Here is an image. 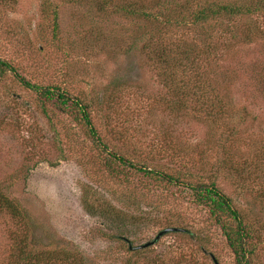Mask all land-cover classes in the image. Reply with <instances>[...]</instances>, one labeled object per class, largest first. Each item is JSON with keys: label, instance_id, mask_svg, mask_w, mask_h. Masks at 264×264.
Segmentation results:
<instances>
[{"label": "rangeland", "instance_id": "rangeland-1", "mask_svg": "<svg viewBox=\"0 0 264 264\" xmlns=\"http://www.w3.org/2000/svg\"><path fill=\"white\" fill-rule=\"evenodd\" d=\"M97 8L0 0V59L13 68L0 70V189L21 211L0 210V264L13 261L20 238L52 255L49 264L78 261L79 252L90 258L86 264H142L150 256L159 264H235L220 225L187 189H168L114 155L182 180L212 178L249 226L254 264H264V96L253 80L264 37L223 39L205 72L232 116L206 124L199 110L196 117L177 110L145 55L130 47L142 40L145 21ZM176 35L199 41L192 30ZM15 73L69 99L41 95ZM77 98L100 107L89 108L99 139L72 103ZM167 227L181 230L139 247Z\"/></svg>", "mask_w": 264, "mask_h": 264}, {"label": "trees", "instance_id": "trees-1", "mask_svg": "<svg viewBox=\"0 0 264 264\" xmlns=\"http://www.w3.org/2000/svg\"><path fill=\"white\" fill-rule=\"evenodd\" d=\"M70 1L73 3L91 2L100 11L113 6L118 15L144 20V26H141L140 29V39L142 38V40L132 43L130 47L137 48L140 54L145 55L157 77L173 94L177 110L181 112V110L187 111L189 108L195 117L199 110V117L206 124H216L219 120L224 121L232 116L228 112L227 102L214 94L213 83L216 79L211 83L205 69L208 68V63L212 62L211 58L217 55L220 50L222 51L223 39L226 36L235 39L241 38L242 42L247 43L264 37V23L255 22L257 17L264 18V0H121L117 3L114 0ZM53 17L54 29L57 30L55 23L57 13L55 11ZM237 18L241 20L236 21ZM146 27H149L150 30H147ZM179 29L192 30L197 36L196 40L199 41L189 40L184 35H176ZM216 61L217 58L214 59V62ZM253 65L256 66L253 78L254 89L261 91L264 96L262 93L264 92V58ZM6 69L12 70L13 68L6 61L0 59V70L4 72ZM15 74L18 76L17 73ZM186 76L188 78H185ZM190 76L192 77L190 78ZM18 79L25 87L39 90L41 95L55 96L60 101L69 99L66 91H60L58 88L51 89L50 86L45 90L39 89L21 76H18ZM81 99H72V103L80 108L82 119L88 126L90 135L99 139L89 110L96 104L95 102H83ZM97 104L100 103L97 102ZM196 105H199L198 109ZM209 129L212 128L209 127ZM220 146L222 147V144ZM113 159L131 168H136L145 175L153 176L168 189L170 187L187 189L194 201L203 205L208 214L220 225L227 245L234 255L235 264H254L253 250L251 251L248 247L249 226L238 210L232 206L229 196L218 188L212 178L207 179L208 183L202 180L198 181L196 178L193 180H191L192 178L188 180L183 178L182 180L180 174L172 175L164 174L159 170H147V168L138 167L119 155H114ZM218 163L222 169L229 171L231 168L233 170L231 164L224 161ZM82 205L86 211L94 213L85 198L82 200ZM0 210L2 212L7 210L8 214L13 217L21 216L20 209L2 189H0ZM103 213L105 211L100 212V214ZM116 216L118 219L122 218L120 213H117ZM19 240L20 243L18 241V248L11 256L13 261L10 264H49L54 259L47 251L41 250L38 253L35 248L29 247L21 238ZM78 255L80 257L78 261L73 260L72 263L71 260H66L61 256L60 260L66 263L70 261V264H86V261L90 259L80 252ZM156 259L157 256L154 258L150 256L142 264H159ZM33 260L36 262L33 263ZM130 262L124 264H135ZM166 264L187 263L178 259L177 262L168 263L167 261Z\"/></svg>", "mask_w": 264, "mask_h": 264}, {"label": "water", "instance_id": "water-1", "mask_svg": "<svg viewBox=\"0 0 264 264\" xmlns=\"http://www.w3.org/2000/svg\"><path fill=\"white\" fill-rule=\"evenodd\" d=\"M178 230H181L180 228H177V227H167V228H164L162 230H160L157 235L151 240V241H148L144 244H141L139 247H147V246H150L152 244H154V242H156L159 237L163 234H165L166 232H169V231H178Z\"/></svg>", "mask_w": 264, "mask_h": 264}]
</instances>
